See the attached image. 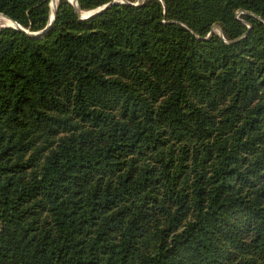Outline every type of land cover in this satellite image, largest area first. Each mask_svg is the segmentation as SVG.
Instances as JSON below:
<instances>
[{"label": "trees", "instance_id": "16d2710c", "mask_svg": "<svg viewBox=\"0 0 264 264\" xmlns=\"http://www.w3.org/2000/svg\"><path fill=\"white\" fill-rule=\"evenodd\" d=\"M52 1L0 0V264H264V0H60L31 36Z\"/></svg>", "mask_w": 264, "mask_h": 264}, {"label": "water", "instance_id": "95a60500", "mask_svg": "<svg viewBox=\"0 0 264 264\" xmlns=\"http://www.w3.org/2000/svg\"><path fill=\"white\" fill-rule=\"evenodd\" d=\"M69 1H70V3H72V4L76 7V12H77V14H79V15L81 16V20H82V21H84V20H88V19H90V18H92V17H95L96 15H99V14L102 13L103 11L107 10L111 5L117 3V1L114 0L113 2H111V3L107 4V5H105V6L101 7V8H99L98 10L92 12V14H90L89 16H84L85 14L83 13V11L81 10V8L79 7V5H78V1H77V0H69ZM141 1H143V0H140V2H141ZM140 2H138V3L134 4V5H135V6H138V5L140 4ZM123 3H124V2H123ZM51 5H52L51 20H50V23H49L48 27H47L45 30H43L42 32L34 33V34H31V33H30L31 36L36 37V38H41V37L44 36V34H45L48 30L51 29V27H52V25H53V23H54V21H55V18H56L57 0H53L52 3H51ZM0 17H3V18H5L6 20H9V21H11V22L13 23V24H12L11 26H9V27H14V28L18 27V25H17L13 20H11V19L5 17L4 15H0ZM215 29H216V28H215ZM212 33H213V32H212ZM210 35H211V34H210Z\"/></svg>", "mask_w": 264, "mask_h": 264}, {"label": "rangeland", "instance_id": "374dc122", "mask_svg": "<svg viewBox=\"0 0 264 264\" xmlns=\"http://www.w3.org/2000/svg\"><path fill=\"white\" fill-rule=\"evenodd\" d=\"M60 0H57V4ZM52 3V2H51ZM51 5V4H50ZM52 7V5H51ZM84 16H89L90 14H92V12H85ZM11 26L10 24H8L7 20L3 17H0V27H9ZM217 32H220V30L218 28L215 29Z\"/></svg>", "mask_w": 264, "mask_h": 264}, {"label": "bare ground", "instance_id": "6f19581e", "mask_svg": "<svg viewBox=\"0 0 264 264\" xmlns=\"http://www.w3.org/2000/svg\"><path fill=\"white\" fill-rule=\"evenodd\" d=\"M7 22H8V24H10V25H12L13 23L11 22V21H9V20H7Z\"/></svg>", "mask_w": 264, "mask_h": 264}]
</instances>
